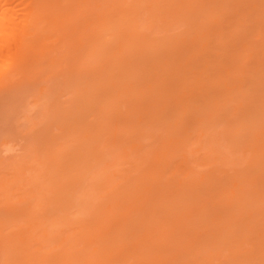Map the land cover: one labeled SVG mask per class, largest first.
Wrapping results in <instances>:
<instances>
[{"label":"rangeland","instance_id":"1","mask_svg":"<svg viewBox=\"0 0 264 264\" xmlns=\"http://www.w3.org/2000/svg\"><path fill=\"white\" fill-rule=\"evenodd\" d=\"M44 2L38 45L0 67L1 263L61 264L69 253L67 264H88L87 252H98L102 264H264V0ZM51 147L72 153L59 154L60 174L69 175L65 212L53 209L49 174L40 188L33 182L47 166L37 157ZM105 167L111 180L90 188ZM132 182L146 197L129 207L123 192ZM31 194L52 217L16 240ZM143 199L154 224L145 240L132 220ZM106 203L117 212L104 218ZM84 221L91 232L83 236ZM75 237L84 250L68 247Z\"/></svg>","mask_w":264,"mask_h":264},{"label":"bare ground","instance_id":"2","mask_svg":"<svg viewBox=\"0 0 264 264\" xmlns=\"http://www.w3.org/2000/svg\"><path fill=\"white\" fill-rule=\"evenodd\" d=\"M46 2H44V0H42V1H40V0H26V1H22V0H0V63H2V64H0V67L3 65V62L2 61H4L5 62V60L6 59H8V58H12L11 60H12V62L14 63V65H16L15 64V61H17L18 62V59H20L21 61H23L22 59H23V57H25V56H23V55H25V54H27V52H29V50H32L33 48H35V46H37L38 45V43L37 42H39L40 40H41V37L38 39L37 38V36L39 35V36H41V32H38L39 30H41L42 31V29L44 30L46 27L44 26V25H46V23H42V21L44 22V19L43 20H41V16H44V18H46V14H45V12H46V9H44L45 8V4ZM46 8H48V7H46ZM44 10V11H43ZM44 13V14H43ZM107 13V12H106ZM109 13V12H108ZM109 15V14H108ZM59 17V16H58ZM53 19H55V20H58L59 18H57L56 19V17H54ZM55 20H52V22H49V21H51V20H48V23L47 24H49V23H53V21H54V23L56 22ZM125 20L126 21H128V19L127 18H125ZM124 19L122 20L121 19V21L120 20H118V21H120V22H116L117 23V25H124L125 24V26H126V21H125ZM122 21H125V22H122ZM45 22H47L46 21V19H45ZM40 23H42V24H44L43 26H41L40 25ZM56 24H57V22H56ZM134 23H131V24H129V25H127V26H129L128 28L130 29H132L133 30V27H134V25H133ZM114 25V24H113ZM116 25V26H117ZM119 25V27H122V25L120 26ZM132 25V26H131ZM39 26H41L40 28H38ZM54 26V25H53ZM52 26V27H53ZM126 26V27H127ZM48 27H49V25H48ZM52 27H50L51 29H52ZM112 27H115V26H112ZM118 28V27H117ZM37 29H39V30H37ZM115 29V28H114ZM130 29V30H131ZM46 30V29H45ZM37 32H38V34H37ZM47 32V31H46ZM48 32H49V30H48ZM34 33H36V34H34ZM39 33H41V34H39ZM43 34H47V33H43ZM37 35V36H36ZM36 37V40H34L35 39V37ZM38 36V37H39ZM32 38H33V42H31L30 44L28 43V41L29 40H32ZM46 38V37H45ZM27 42H26V41ZM22 41H23V44H22ZM20 42H21V46H23V45H25V46H27V47H22V49L21 48H19V52H21V53H19V52H17L18 50V48L16 49V47H18V45L20 44ZM28 43V44H27ZM33 43L35 44V43H37L35 46L33 45ZM93 44V43H92ZM91 44V45H92ZM20 46V45H19ZM20 46V47H21ZM30 46H32V47H30ZM93 46V47H92ZM92 46H90V48L92 47V49H94V51L92 50V49H90L89 48V51L88 52H90V53H88L87 55H85V56H87L88 57V59L89 58H93V55H95L96 56V54L97 53H94L95 52V48H94V44L92 45ZM30 47V48H29ZM27 51V52H26ZM97 52V51H96ZM18 53V54H17ZM24 53V54H23ZM91 53H93V54H91ZM21 54V55H20ZM18 55V56H17ZM17 56V57H16ZM16 57V58H15ZM13 58L15 59L14 61H13ZM88 59H86V60H88ZM11 60H8V61H10L11 62ZM19 60V61H20ZM8 61H7V63H8ZM20 61V62H21ZM9 62V63H10ZM11 62V63H12ZM8 63V64H9ZM6 64V63H5ZM18 66H19V64H17ZM20 65H21V63H20ZM6 67V66H5ZM5 67H4V69H5ZM18 68V67H17ZM21 69V68H20ZM3 70V69H2ZM7 70H5V72H6ZM2 75V74H1ZM7 77V76H6ZM4 79H5V77H4ZM8 79H10V78H8ZM3 80V79H2ZM80 80V79H79ZM8 81V80H7ZM6 81H4V83H5ZM74 113V112H73ZM72 114V113H71ZM65 118V117H64ZM64 120V119H63ZM66 121V120H65ZM64 122V121H63ZM72 126H73V124L71 125V128H72ZM70 127V126H69ZM74 127V126H73ZM75 129V128H74ZM202 132V131H201ZM200 132V133H201ZM202 134V133H201ZM176 139L174 138V141H175ZM167 141V140H166ZM169 142H171V139H169L168 140V142H166V143H169ZM163 143V145H164V143H165V141H163L162 142ZM166 145V144H165ZM164 145V147H166ZM168 145V144H167ZM53 147V146H52ZM51 147V152H52V148ZM61 147V149L64 147V146H60ZM58 149H59V147H58ZM57 149V150H58ZM163 150H164V148H162ZM162 149H160L161 150V152L163 151ZM43 150V149H42ZM55 151H56V149H54ZM60 150V149H59ZM58 150V151H59ZM65 150L67 151L66 153H64L65 151L63 150V152H61V151H59V154L61 153L62 155H65V156H67V154H72V153H70L66 148H65ZM160 150H159V152L158 151H155L156 153H155V156L156 157H158V158H156V157H152V158H154V160H155V162L157 161H159L160 160V155H158V153H160L161 154V152H160ZM39 151V150H38ZM45 151H46V148H45ZM40 152V151H39ZM43 152H44V150H43ZM48 151H46V152H44L43 154H45V155H47V156H45V155H43V156H45V157H43V159H42V157L41 156H39V155H37L36 154V157L37 156H39V157H37V158H39V162L42 164V163H44V166L45 165H47L46 166V168L44 167V169L43 170H45V172H42V171H38L37 172V174H36V171H35V175H34V178L36 179V181H33V180H35V179H32V181L35 183V184H37V182L38 181H40L41 179L42 180H47V177H46V174L48 175L49 174V176H48V179H49V181H50V184H49V182L48 183H46V184H48L49 185V187H47V189H51L50 191H48V192H53L52 193V195H53V199H52V203H53V209H57L56 210V212L58 211V209L59 210H61V212L64 210V212H65V208L63 209L62 207H64L63 206V204H64V202H66V201H68L69 203H70V200H69V198L67 199L64 195H66V193H67V189H69L68 188V185L66 184V180L65 181H63L62 182V180H64L63 179V177L65 178L66 176H69L68 174H66V171H64V173L66 174V175H64L63 176V173L62 174H60L61 173V171L64 169V167H63V169H62V167H61V164L62 165H65V164H63V163H65V161L63 162V161H61L60 160V158H59V154L57 153V151L56 152H50V154L49 153H47ZM69 152V153H68ZM158 152V153H157ZM167 153V151H163L162 152V155L163 154H165V153ZM56 153V154H55ZM125 153V152H124ZM49 154V155H48ZM58 154V155H57ZM60 154V156L62 157V160L64 159V157L65 156H62ZM143 154H145V153H143ZM121 155L122 156H126V155H128V153H125V154H123V153H121ZM53 156V157H52ZM58 156V157H57ZM41 157V158H40ZM47 157V158H46ZM72 157V156H71ZM118 157V156H117ZM145 157V158H144ZM55 158H57V159H55ZM67 158H69V156L67 157ZM142 158H143V160H146V154L145 155H142ZM40 159H42V160H40ZM44 159H47V161L45 160L44 161ZM71 159V158H70ZM159 159V160H158ZM50 160H51V163H50ZM59 162V164L57 163V161ZM66 160V159H65ZM69 160V159H68ZM70 161H72V160H69L68 162H70ZM55 162V163H54ZM152 162V161H151ZM46 163H48V164H46ZM53 164H55V166L53 165ZM51 165V166H50ZM58 165V166H57ZM137 166H138V163L136 164ZM41 166H43V164L41 165ZM60 166V167H59ZM34 167V166H33ZM48 168V169H47ZM52 168V169H51ZM54 168H56V169H54ZM81 168V167H80ZM80 168H77V170L79 171L80 170ZM108 167H105V168H103L104 170H103V174L101 175V174H99V178H97V181H96V185L95 186H92V185H94V182H95V180L91 183L92 185H90L91 187L90 188H92V189H94V187H96L95 189H96V191H97V189L99 188H102L103 187V184H108V182H107V180H111V177L109 176V174H107V173H109L108 171L107 172H105V170L107 169ZM35 169H37L36 167H35ZM67 169H70V168H68L67 167ZM21 170V169H20ZM20 170H19V172H20ZM22 170H23V168H22ZM50 170V171H49ZM57 170H60V171H57ZM108 170V169H107ZM54 171V173H52ZM57 171V172H56ZM44 173V177L45 178H42L43 176V174H41V173ZM47 172V173H46ZM77 172V171H76ZM75 172V173H76ZM81 172H82V170L80 171V174H81ZM21 173H22V171H21ZM55 173H56V175H55ZM57 173H59L58 175H57ZM78 173V172H77ZM77 173L76 174H74V175H77ZM106 173V174H105ZM51 174H54V176H56V179H54L55 177L54 176H52ZM105 174V175H104ZM50 175H51V177H50ZM72 175V174H71ZM107 175V176H106ZM77 176H79V174L77 175ZM76 176V177H77ZM101 176H103V178L101 177ZM105 176V177H104ZM54 177V178H53ZM82 177V176H81ZM59 178V179H58ZM100 178H101V180L102 181H98V180H100ZM107 178V179H106ZM55 180V183L53 182V181H51V180ZM77 179H78V177H77ZM80 179V178H79ZM59 180V181H58ZM57 181V182H56ZM136 181H137V179H136ZM106 182V183H105ZM39 183V182H38ZM44 183H45V181H44ZM133 183V182H132ZM137 183V184H136ZM136 183H133V184H136L135 185V187H137V185H138V188H135L134 186H133V184H131V186H129L128 188H129V190L127 189L126 191H124L123 192V194H125V198H127L128 199V201L126 200V202H127V205L129 206L130 205V203H131V205H133V203L135 202V200H137L136 198L138 197V199H140V198H142V195H143V197H144V199H145V197H146V194H144L143 192H142V195H141V188L139 187V184H138V182H136ZM41 183H39V185H40ZM45 184V185H46ZM52 184H56L55 186L54 185H52ZM66 184V186H64V185ZM42 185H43V182H42ZM45 185H43L42 187H44ZM50 186L52 187V188H50ZM60 186H62V187H60ZM64 186V187H63ZM37 187H38V184H37ZM67 189H66V188ZM105 187V186H104ZM103 187V188H104ZM130 187H131V190H130ZM133 187V188H132ZM38 188H40V187H38ZM55 188H57V189H55ZM102 188V189H103ZM140 188V189H139ZM42 189V188H41ZM60 189L62 190L61 192H60V195H59V191H60ZM91 189V190H92ZM94 189V190H95ZM102 189H100V191L102 190ZM137 189H139V190H137ZM56 192H55V191ZM67 190V191H66ZM32 193H33V191L32 190H30ZM65 191V192H64ZM93 191V190H92ZM131 191V192H130ZM135 191V192H134ZM31 192H29V193H31ZM65 193V194H62V193ZM34 194V193H33ZM33 194H31L32 196H30V195H27V196H29V197H27V199L25 198L24 200H23V202L25 201V203H27V205L25 206V207H23V208H21L19 211H24L25 213L24 214H27V215H25V216H29V217H27V219H25L26 221V223H27V225H26V223H25V227H27V228H22L21 227V230H20V228L18 229V231H16V232H14L15 233V235H14V239H16V240H19V239H21L22 237H28V234L29 233H27L26 234V232H30V234H29V236H31V228L33 227V226H37L38 224H39V222L40 223H42V222H44L45 221V219H47V218H51L52 217V215L51 214H46L47 212H50L51 211V209H50V211H47V210H45V207H43L42 206V204H41V206L42 207H40V204H39V202H37L36 203V201H35V203H34V205L36 206H33V202H31V201H33V200H30L32 197H35V196H33ZM57 196H56V195ZM89 194H90V192H89ZM93 194H94V191H93ZM128 196H127V195ZM132 194L133 196H134V198H131V197H133L132 195L130 196V195ZM87 195V194H86ZM59 196V197H58ZM63 196L66 198V199H64L63 201L64 202H62L61 200V197L63 198ZM67 196V195H66ZM88 196V195H87ZM90 196H91V194H90ZM127 196V197H126ZM26 197V196H25ZM30 198V199H29ZM55 198V199H54ZM131 198V199H130ZM114 199V198H113ZM143 199V200H144ZM37 200V199H36ZM54 200V201H53ZM56 200H58V202L60 203H58ZM130 200V201H129ZM132 200V201H131ZM48 201V200H47ZM45 202V204H47V203H50L49 201L48 202ZM54 202H56V204H54ZM61 203H63V204H61ZM146 201L144 200L143 202H142V210H141V212H140V217H138V216H132V217H134V219H132L134 222V224H133V226H134V229L136 230L137 228H144V230L142 231L143 233V238L145 237V234H147V232H144V231H146L145 229H149V226L153 223V219H151V218H147V220H146V218L144 217V215L146 214V207H144L146 204ZM37 204V205H36ZM144 204V205H143ZM39 205V206H38ZM56 205V206H55ZM87 205V204H86ZM111 205V204H110ZM108 203H106V206L108 207V210L110 211L109 212V214H107V212H108V210H107V208H106V206H105V209H106V212H104L103 211V214H102V212H100L99 210H102V209H99L100 208V206H95V207H93V211L95 212L94 214H97V215H99L98 213L100 212L102 215H104V213H106L105 215H104V218H106L107 216L109 217V215H111V214H115L116 212H117V208H116V206L114 205L113 207H111ZM37 206L39 207V208H44L43 210L45 211V214H41L40 216H41V218H40V220L38 219V215H37V213H36V209L34 210V208H37ZM59 206V207H58ZM67 206H69V205H67L66 204V208H67ZM34 207V208H33ZM87 207V206H86ZM98 207V208H97ZM102 207V206H101ZM130 207V206H129ZM47 208V207H46ZM61 208V209H60ZM97 208V209H96ZM112 208V210H110ZM143 208H144V210H143ZM33 209V210H32ZM96 209V210H95ZM15 210H16V208H15ZM49 210V209H48ZM98 210V211H97ZM33 211H35V212H33ZM92 211V212H93ZM112 211V212H111ZM114 211H116V212H114ZM142 211H143V213H142ZM114 212V213H113ZM43 213V212H42ZM23 214V213H22ZM36 214V215H35ZM142 214V215H141ZM33 215V216H32ZM35 215V216H34ZM48 215V216H47ZM92 215H93V213H92ZM125 215V214H124ZM129 215V214H128ZM127 215V216H128ZM94 216H96V215H94ZM33 217L34 218H36V220H33ZM97 217V216H96ZM129 217H130V215H129ZM100 218V217H99ZM102 218H103V216H102ZM137 218V219H136ZM143 218V219H142ZM101 219V218H100ZM108 219V218H107ZM104 220H106V219H104ZM130 220V219H129ZM128 220V221H129ZM132 220H130V222H132ZM102 221H103V219H102ZM144 221V222H143ZM85 222V223H84ZM83 222V236H84V233L86 234V233H88L89 232V227L87 226L89 223H87L88 221H84ZM106 223H108V221L106 220L105 221ZM142 222H143V225H142ZM145 222H146V224H145ZM148 222H149V224H148ZM136 223V224H135ZM141 223V224H140ZM138 224V226H136ZM140 224V225H139ZM146 225H148V226H146ZM153 226H154V224H152ZM90 226V225H89ZM144 226V227H143ZM85 227V228H84ZM146 227V228H145ZM23 229V230H22ZM220 229V228H219ZM43 231H42V237H44V238H46L45 240H47L48 239V237H47V231H46V229L45 228H43L42 229ZM85 230H88V232L87 231H85ZM2 232H3V229H2ZM91 232V231H90ZM90 232H89V234H90ZM7 234V233H6ZM6 234H1V235H5L6 236ZM88 234V235H89ZM0 235V236H1ZM9 236V235H8ZM137 236V235H136ZM4 236H2L1 237V239L0 240H2V238H3ZM44 238H42L43 240H44ZM76 238V237H75ZM75 238L74 239H72L70 242H69V246L68 247H70V246H72V247H70V248H73L74 247V245H77L78 244V239L79 238H76V240H75ZM135 238H137V237H135ZM147 238V236L144 238V240ZM4 239H6V238H4ZM95 239V238H94ZM94 239L93 238H91L90 239V241L89 242H95L94 241ZM8 240V239H7ZM137 240H139V239H137ZM6 240H4L3 241V246L5 247L6 245L5 244H7V243H9V242H5ZM65 240H62L61 242L63 243ZM133 241H136V240H134L133 239ZM140 241V240H139ZM142 241V240H141ZM76 242V243H75ZM137 242V241H136ZM136 242H135V244H136ZM61 243V244H62ZM70 243H72L71 245H70ZM64 244V243H63ZM2 245V244H1ZM133 245H134V243H133ZM132 245V246H133ZM138 245L140 246V244L138 243ZM13 246V247H12ZM12 246L9 248V250H13V249H15L16 250V247L14 246V243L12 244ZM19 246H20V244H19ZM18 246V247H19ZM132 246H131V248H132ZM139 246L137 247V246H135L134 245V247H137V250L139 249ZM63 247H65L64 245H63ZM83 247L84 246H82L81 248H78L79 250H81V249H83ZM94 247V246H93ZM62 248V247H61ZM96 248V247H95ZM95 248L94 249H92V250H95ZM3 249H5V248H3ZM64 249H66V251L68 250L69 251V249H67V246H66V248H64ZM63 249V250H64ZM75 251H77L78 249L76 248V247H74L73 248ZM97 249V248H96ZM135 249V248H134ZM17 250H19V251H22V248L20 249H18L17 248ZM62 249H61V251H63ZM84 250V249H83ZM5 251V250H4ZM11 251H8V252H11ZM67 251V252H68ZM95 251H97V250H95ZM6 252V251H5ZM7 252V253H8ZM16 252V251H15ZM14 252V253H15ZM67 252H63V254L64 253H67ZM72 252H74V251H72ZM79 252V251H78ZM134 252V251H133ZM5 254V255H7L8 256V254ZM13 253V254H14ZM19 253V252H18ZM81 253V252H80ZM77 253L78 254V257H81V260L83 259V261L85 262L86 260H88L89 258V262H90V260H91V258H92V256H90V257H88L89 255H91V253H89V252H87L88 254L85 256L87 259L85 260L84 258H83V255L85 254V253ZM96 253L98 254V252H92V254H93V258H92V260L93 259H95V260H97V256H96ZM141 253H143V252H141ZM21 254V253H20ZM23 254V256H26V255H24L25 253H22ZM21 254V255H22ZM75 254H76V252H75ZM21 255H20V257H21ZM79 255H81V256H79ZM76 256V255H75ZM39 257H41V256H39ZM38 257V258H39ZM63 257H65V258H63ZM95 257V258H94ZM105 257V256H104ZM7 257L5 256V258L2 256V260H4L5 259V261L3 262V264L5 263V264H8L7 263V261H9V260H11V258L9 257V259L7 260L6 259ZM18 257H16V259H17ZM38 258H36L35 259V261L38 259ZM76 258H77V256H76ZM69 259H70V256H69V253H67V255L66 254H64V255H62L61 256V260L63 261L61 264H63V263H65V264H67V262L69 261ZM78 259V258H77ZM76 259V260H77ZM1 260V259H0ZM15 260V259H14ZM38 260H41L42 261V257L40 258V259H38ZM45 259H44V257H43V261H44ZM92 260H91V264H93V262L95 263V264H99V263H101L102 261H103V258H101V260H100V257H98V260L97 261H95V260H93V262H92ZM18 261V260H17ZM16 260H15V262H17ZM42 261V262H43ZM47 262H48V259L46 260ZM46 261H44V263H40L39 261L37 262V263H35V264H46L47 262ZM65 261V262H64ZM78 261V260H77ZM88 261H86L88 264H90ZM100 261V262H99ZM12 262V261H11ZM46 262V263H45ZM70 262V261H69ZM85 262V263H86ZM20 263V262H19ZM49 263V262H48ZM0 264H2L1 263V261H0ZM9 264H11V263H9ZM16 264V263H15ZM51 264V263H50ZM102 264V263H101Z\"/></svg>","mask_w":264,"mask_h":264}]
</instances>
